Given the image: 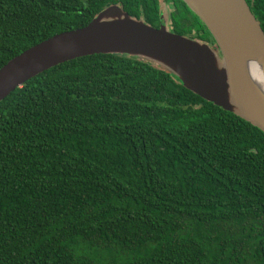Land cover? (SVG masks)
I'll return each instance as SVG.
<instances>
[{
    "label": "trees",
    "instance_id": "obj_1",
    "mask_svg": "<svg viewBox=\"0 0 264 264\" xmlns=\"http://www.w3.org/2000/svg\"><path fill=\"white\" fill-rule=\"evenodd\" d=\"M161 1L214 43L182 0H0V67L110 5L158 27ZM0 264H264V132L135 55L58 63L0 100Z\"/></svg>",
    "mask_w": 264,
    "mask_h": 264
},
{
    "label": "water",
    "instance_id": "obj_2",
    "mask_svg": "<svg viewBox=\"0 0 264 264\" xmlns=\"http://www.w3.org/2000/svg\"><path fill=\"white\" fill-rule=\"evenodd\" d=\"M210 32L214 47L167 28L136 20L119 5L86 25L54 34L0 67V100L26 80L64 61L95 53L135 55L160 64L201 98L264 132V98L251 87L244 62L264 79V31L245 0H182ZM146 61V60H145Z\"/></svg>",
    "mask_w": 264,
    "mask_h": 264
},
{
    "label": "bare ground",
    "instance_id": "obj_3",
    "mask_svg": "<svg viewBox=\"0 0 264 264\" xmlns=\"http://www.w3.org/2000/svg\"><path fill=\"white\" fill-rule=\"evenodd\" d=\"M244 70L256 94L264 98V79L256 62H244Z\"/></svg>",
    "mask_w": 264,
    "mask_h": 264
},
{
    "label": "rangeland",
    "instance_id": "obj_4",
    "mask_svg": "<svg viewBox=\"0 0 264 264\" xmlns=\"http://www.w3.org/2000/svg\"><path fill=\"white\" fill-rule=\"evenodd\" d=\"M172 9V6L169 5V3H165L163 1H161V16L162 18H166L168 12ZM191 36L193 37L194 36V33L191 34ZM196 40V39H194ZM198 40V39H197ZM201 41V40H200ZM209 43V42H208ZM212 47H214L215 43H209ZM143 60H146V61H149L147 59H143ZM150 63H152L153 65L157 66V67H161V68H164L162 67L160 64L156 63V62H153V61H149Z\"/></svg>",
    "mask_w": 264,
    "mask_h": 264
}]
</instances>
